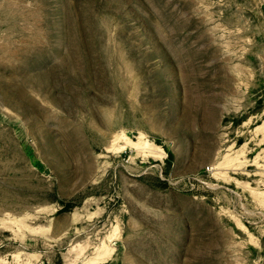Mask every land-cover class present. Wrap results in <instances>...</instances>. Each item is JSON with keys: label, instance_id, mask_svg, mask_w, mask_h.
Here are the masks:
<instances>
[{"label": "rangeland", "instance_id": "obj_1", "mask_svg": "<svg viewBox=\"0 0 264 264\" xmlns=\"http://www.w3.org/2000/svg\"><path fill=\"white\" fill-rule=\"evenodd\" d=\"M89 262L264 264V0H0V264Z\"/></svg>", "mask_w": 264, "mask_h": 264}, {"label": "bare ground", "instance_id": "obj_2", "mask_svg": "<svg viewBox=\"0 0 264 264\" xmlns=\"http://www.w3.org/2000/svg\"><path fill=\"white\" fill-rule=\"evenodd\" d=\"M141 138V137H140ZM143 148V147H142ZM145 149V148H144ZM102 253V252H101ZM98 261H100V260H98ZM101 262V261H100ZM88 264H94V263H92V262H89Z\"/></svg>", "mask_w": 264, "mask_h": 264}, {"label": "trees", "instance_id": "obj_3", "mask_svg": "<svg viewBox=\"0 0 264 264\" xmlns=\"http://www.w3.org/2000/svg\"><path fill=\"white\" fill-rule=\"evenodd\" d=\"M73 207L72 206H69L68 209H72Z\"/></svg>", "mask_w": 264, "mask_h": 264}]
</instances>
